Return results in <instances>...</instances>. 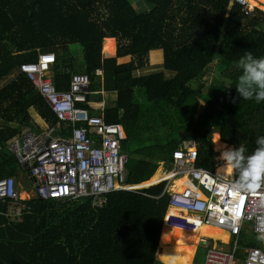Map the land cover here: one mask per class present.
<instances>
[{
    "label": "trees",
    "instance_id": "1",
    "mask_svg": "<svg viewBox=\"0 0 264 264\" xmlns=\"http://www.w3.org/2000/svg\"><path fill=\"white\" fill-rule=\"evenodd\" d=\"M144 2L149 8L137 11L130 0H0V178H13L17 193L18 179L27 177V169L8 144L24 131H44L34 125L30 111L46 128L58 122L19 71L20 64L36 61L37 50L68 56L59 59L54 53L52 81L57 90H67L71 74L77 73L89 78L88 102L99 103L96 93L101 88L116 94L103 119L124 129L121 149L129 155L128 184L152 176L150 182L158 180L160 163L170 164L173 152L186 151L191 141L197 146L196 166L213 172L217 163L210 127L229 146L246 142L249 152L255 138L264 135V101L240 100L235 88L226 89L228 81L235 84V62L244 51L264 55V11L247 12L232 0ZM30 18L41 27L37 35ZM105 38L116 40L114 56L103 57L102 51L111 54L114 45ZM71 44L81 47L80 61L70 55ZM106 46L110 51H104ZM156 50L162 52V69L135 75L148 66L149 56L151 62L158 61L151 52ZM126 55L131 57L128 63H116ZM214 62L216 72L204 92L203 80ZM83 107L97 115L89 103ZM149 112L157 135H167L147 145L138 136ZM55 132L66 134L62 126ZM132 140L139 145L130 151ZM184 182L181 178L175 185ZM163 188L160 182L111 192L101 204L92 196L0 201V264H189L200 236L227 241L226 232L212 227L189 233L163 226L169 207ZM158 242L161 251L155 254Z\"/></svg>",
    "mask_w": 264,
    "mask_h": 264
},
{
    "label": "built area",
    "instance_id": "2",
    "mask_svg": "<svg viewBox=\"0 0 264 264\" xmlns=\"http://www.w3.org/2000/svg\"><path fill=\"white\" fill-rule=\"evenodd\" d=\"M232 1L247 12L257 8L251 7L248 0ZM55 58L52 52H42L36 61L19 66L58 119L45 132L24 131L8 144L9 151L33 179L34 196L68 201L92 196L101 204L111 192L139 190L140 185L126 182L129 156L121 149L125 138L122 125L104 121L103 102H88L90 81L86 74H71L69 88L57 90L51 78ZM95 74L102 76V71L96 69ZM85 103L97 109V115H90L83 107ZM59 126L67 130L66 135L56 134ZM196 148V142L191 141L186 151L173 152L170 164L160 163L159 182H164L161 195H169L163 226L189 233L203 226L226 232L227 248L215 244L221 242L219 238L199 237L193 256L198 246L204 248L201 264H264V187L233 192L228 187L232 175L196 166ZM181 178H185V184L180 189L175 182ZM5 199L12 204L22 200L11 177L0 178V201ZM245 230L257 237L260 247L240 244Z\"/></svg>",
    "mask_w": 264,
    "mask_h": 264
},
{
    "label": "clouds",
    "instance_id": "3",
    "mask_svg": "<svg viewBox=\"0 0 264 264\" xmlns=\"http://www.w3.org/2000/svg\"><path fill=\"white\" fill-rule=\"evenodd\" d=\"M235 68L238 71L235 84L228 81L226 89L235 88L240 100L264 101V55L257 57L251 51H244L235 62ZM254 144L250 152L246 142L220 150L218 159L235 173L228 184L233 192H251L264 187V135L257 136Z\"/></svg>",
    "mask_w": 264,
    "mask_h": 264
},
{
    "label": "rangeland",
    "instance_id": "4",
    "mask_svg": "<svg viewBox=\"0 0 264 264\" xmlns=\"http://www.w3.org/2000/svg\"><path fill=\"white\" fill-rule=\"evenodd\" d=\"M130 2L132 3V5L134 6V8L137 11H143V10H147L149 8V5L146 4L144 2V0H130ZM258 9H260V8H258ZM260 10H262V9H260ZM262 11H264V10H262ZM114 43H115V46H116V40H115ZM104 51H107V52L110 51V47L106 46L104 48ZM71 54H72V52H71ZM158 64H159L158 61L153 62L152 66H147L144 70L139 71V73L159 71L160 68L162 69V67H160ZM216 67H217L216 66V62H214L212 64L211 69H209V71L207 72L208 74H206V77L203 80V82L205 84L204 87H203V91L204 92L206 90L205 89L206 86L209 85L210 81L212 80V78L215 75ZM192 85L195 86L196 83L193 82ZM110 98L112 99V96H110ZM144 115H145L144 116V123L142 124L143 131H141V133L138 136L140 141H145V143L148 145L150 143H153L157 137H161V136L165 137L167 135V134L163 135V133H165L164 131H161V133H160L161 136L157 135L156 127H152V125H153L152 112L144 113ZM30 116L32 118V121H33L34 125L35 126L37 125L39 127V129H41V131H42V129L45 127L46 124L44 122H42V120L40 121V119L34 113V111H30ZM210 129H212V134H211L212 150L214 152V158L216 160V163H217V165H219V164L223 163V161L218 159L220 150L219 149L215 150L214 143H213V138H214L215 134H217L218 140H220V138H219L218 133H216L215 130H213L212 127H210ZM131 143H133V144H129L130 146H128L130 151H132L134 144L135 145H139V142H135L133 140L131 141ZM215 172H216V170H215ZM230 175H232V173ZM155 176H158V177L160 176L158 171H157ZM17 187L19 189L20 198L22 200L29 199L32 196H34L31 193L32 191H30L31 189H33V185H32V183L30 182V180L27 177L20 176L19 179H18V182H17ZM242 234H243V236L241 237V240L244 242V244L248 245V244L253 242L256 245H260L257 237L255 235H253L250 232V230H245L244 232H242ZM215 244H217L219 247H222V248H227L229 246L227 241L226 242H223V241L218 242V241H216ZM204 251H205L204 248H202L200 246L197 247L196 252H195V254L193 256V264H201V262L203 260Z\"/></svg>",
    "mask_w": 264,
    "mask_h": 264
},
{
    "label": "crops",
    "instance_id": "5",
    "mask_svg": "<svg viewBox=\"0 0 264 264\" xmlns=\"http://www.w3.org/2000/svg\"><path fill=\"white\" fill-rule=\"evenodd\" d=\"M250 3H251V6L252 7H257V8H260V9H262V10H264V0H250ZM29 25H30V27H31V29H32V31L34 32V34H39L40 32H41V27H40V25L38 24V22L34 19V18H30V20H29ZM105 39H113L114 40V42H115V39L114 38H105ZM69 49H70V52H72V54H70L74 59H76V60H78V61H80L81 59H82V51H81V47L78 45V44H71L70 46H69ZM115 49H116V46H115V43H114V45H113V52L111 53V54H107V53H104L103 51H102V55H103V57H110V56H114V54H115ZM41 51L40 50H37V56H38V53H40ZM151 52H154V53H156L157 54V59H158V65L161 67V64H162V61H163V57H162V52H161V50H156V51H151ZM150 52V53H151ZM55 53V55L59 58V59H66L68 56L67 55H65L64 53H61L60 51H57V52H54ZM150 55V54H149ZM131 60V57L129 56V55H126V56H123V57H118L117 59H116V63L117 64H125V63H128L129 61ZM153 65V62H151L150 61V56H149V63H148V66H152ZM53 68H54V66H53ZM145 69V68H144ZM143 69V70H144ZM53 70V69H52ZM161 70V69H160ZM159 70V71H160ZM141 71V70H140ZM155 72H157V71H155ZM149 73H152V72H142V73H139V71H137L136 73H135V75H145V74H149ZM166 73V75H169V73H167V72H165ZM14 76V75H13ZM99 77H101V76H99ZM51 78H52V73H51ZM96 94H99V96H100V101H97V102H103L104 103V110L107 108V107H109V106H112L113 105V103H114V101H115V98H116V94L114 93V92H106V91H104L102 88H101V90H99L98 91V93H96ZM110 96H112V99L110 98ZM111 102H110V101ZM95 103V102H94ZM121 111H119V113H120ZM39 118V117H38ZM40 119V118H39ZM48 128H46V125H45V127L43 128V130L44 131H42V132H40V133H38V134H41V133H43V132H45L46 130H47ZM66 130V129H65ZM66 132H67V130H66ZM66 135V134H65ZM124 152V151H123ZM126 153V152H125ZM129 156V155H128ZM218 166V165H217ZM159 172V175H160V178L162 177V173H161V170H160V166L156 169V171L155 172ZM232 173V172H231ZM230 173V174H231ZM155 174V173H154ZM153 174V175H154ZM230 174H226V175H230ZM27 175V177H28V179L30 180V177H29V175L28 174H26ZM224 176V175H223ZM153 177V176H152ZM151 177V178H152ZM151 178L150 179H148L147 181H144V182H141V183H139L138 185H140V187L141 188H143V187H149V186H153V185H156V184H158V183H160L159 182V180H160V178L158 179V180H156L155 182H150V180H151ZM30 182H31V180H30ZM32 183V182H31ZM145 184H149V185H145ZM32 185H33V183H32ZM30 191H32L31 193L33 194V189H31ZM20 193V192H19ZM34 195V194H33ZM162 228H163V226H162ZM161 232H162V230H161ZM161 235V234H160ZM240 238H241V236H240ZM159 239H160V237H159ZM158 245H160L159 244V242H158ZM261 245V244H260ZM156 254V253H155Z\"/></svg>",
    "mask_w": 264,
    "mask_h": 264
},
{
    "label": "bare ground",
    "instance_id": "6",
    "mask_svg": "<svg viewBox=\"0 0 264 264\" xmlns=\"http://www.w3.org/2000/svg\"><path fill=\"white\" fill-rule=\"evenodd\" d=\"M248 3L250 4V6H251V3H250V0H248ZM252 7V6H251ZM218 136H217V134H215L214 135V138H213V143H214V148H215V150H221L223 147H225V146H229V145H227L226 143H223V142H221L220 140H218V138H217ZM223 163H221V164H219L218 166H217V168H216V173L217 174H219V175H224V176H228V175H226V174H230L231 172H232V169H230V168H227L226 166H223L222 165ZM185 184V182L181 185V186H179L178 188H182L183 187V185ZM201 229H202V227L197 231V232H195V233H199L200 231H201ZM190 264V263H189Z\"/></svg>",
    "mask_w": 264,
    "mask_h": 264
},
{
    "label": "water",
    "instance_id": "7",
    "mask_svg": "<svg viewBox=\"0 0 264 264\" xmlns=\"http://www.w3.org/2000/svg\"><path fill=\"white\" fill-rule=\"evenodd\" d=\"M31 182H33V179H31ZM145 185H149V184H145ZM161 251V248H160V245L157 246V249H156V254L159 253Z\"/></svg>",
    "mask_w": 264,
    "mask_h": 264
}]
</instances>
